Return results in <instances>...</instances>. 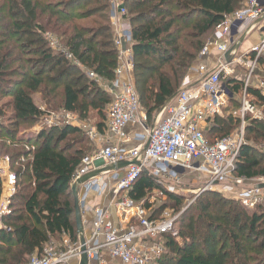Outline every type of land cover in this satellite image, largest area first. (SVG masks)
<instances>
[{
	"label": "trees",
	"instance_id": "trees-1",
	"mask_svg": "<svg viewBox=\"0 0 264 264\" xmlns=\"http://www.w3.org/2000/svg\"><path fill=\"white\" fill-rule=\"evenodd\" d=\"M124 1L133 44L132 83L152 122L178 94L216 25L241 10L246 0ZM85 2L92 6L72 12ZM107 10V0H0V154L9 158L17 177L11 213L4 218L10 230H0V264H27L46 244L61 245L64 235L78 242L71 183L87 155L88 138L72 125L25 131L42 118L33 100L39 94L48 108L58 102L61 110L83 120L97 112L96 127L103 133L102 113L113 98L87 72L103 82L115 79L118 51ZM46 32L60 39L63 51L49 48ZM261 66L264 57L257 61L256 83ZM245 81L240 73L224 81L230 93L227 107L206 121L204 136L212 144L239 132L241 119L234 112L243 98L260 109L263 117L244 118V143L234 162L233 176L251 182L264 178V98L256 87L245 88ZM20 158L24 163L17 167ZM153 192L162 193L169 204L151 207ZM127 195L144 202L154 217L182 202L147 173ZM194 210L175 221L176 236L160 237L164 254L153 264H264V205L248 209L230 194L206 193Z\"/></svg>",
	"mask_w": 264,
	"mask_h": 264
},
{
	"label": "built area",
	"instance_id": "built-area-1",
	"mask_svg": "<svg viewBox=\"0 0 264 264\" xmlns=\"http://www.w3.org/2000/svg\"><path fill=\"white\" fill-rule=\"evenodd\" d=\"M126 13L119 2L112 1L111 18L115 28L114 45L118 51V66L113 81H102L113 98L105 111L106 130L112 143L108 142L98 152L85 156L80 167L75 170L71 183L78 184L85 178L78 184V188L81 187L85 193H102L107 189L112 193L106 207L90 208L79 200L81 216L88 212H92L93 216L86 242L88 264H153L164 254L160 237L164 234L176 236V218L172 210H164L154 217L151 210L145 208L144 202H136L127 195L135 180L143 173L162 183L164 180H178L182 172L206 173L207 189L221 186L224 193L235 195L248 209L264 205V178L254 180L256 183L253 188L242 191H238L230 181L233 178L238 185L245 182L232 177L234 162L244 143L243 134L247 124L244 118L246 115L261 118L262 111L243 98L240 109L234 112V116L241 119L239 132L216 139L212 144L204 136L206 121L222 114L227 107L230 93L224 81L236 76L237 65H243L248 70L245 88L249 85L256 87L264 98V82L259 80L253 85L249 81L256 74L257 61L264 53V0H246L241 10L216 25L212 38L199 53V60L206 58L210 47L215 46L218 57L214 64L208 67L201 64L190 70L183 78L174 100L156 114L152 126H148L147 115L141 112L137 93L128 79L133 70V44L130 27L122 22ZM256 31L261 32L258 43L243 57H237L235 47L241 37ZM228 52L229 61L225 59ZM192 72L196 74L193 76ZM87 75L95 81L100 80L91 71ZM43 115L33 132L59 125L57 118H52L51 114ZM65 117L70 120L68 112ZM65 125L75 126L71 123ZM130 125L141 131L133 137L128 136L127 127ZM88 137L94 144L105 141L97 130L90 131ZM131 142H135L132 147L128 145ZM123 162L129 165L111 169ZM98 163H103L104 167L97 166ZM9 166V158L0 155V230L6 231L10 228L5 225L4 218L11 213V201L17 192V177ZM105 176L108 178L104 179ZM167 189L169 192L174 191ZM112 213L118 217L119 225L114 224ZM62 241L64 249H57L56 243L50 242L40 253H35L27 264H65L72 258H80V246L68 249L65 235Z\"/></svg>",
	"mask_w": 264,
	"mask_h": 264
},
{
	"label": "rangeland",
	"instance_id": "rangeland-1",
	"mask_svg": "<svg viewBox=\"0 0 264 264\" xmlns=\"http://www.w3.org/2000/svg\"><path fill=\"white\" fill-rule=\"evenodd\" d=\"M50 1H52V0H50ZM112 1L113 0H107V6H108L107 16L110 19V24L112 26V30H113V34H114V29L115 28L113 26V21H112V18H111V4H112ZM115 1L119 2L120 5L126 9L127 13L125 14V17L122 19V22H124L126 25L129 26V22H128L129 12H128V8H127V6L125 4V1L124 0H114V2ZM105 2H106V0H105ZM90 6H92V5H89L87 2H85L82 5H78L75 8H73L72 12H77L78 10H81V7H82V9H84L86 7L89 8ZM248 36H251V35H248ZM246 37L247 36L244 35V36L241 37V39H245ZM44 38H45V41L48 42L49 48L53 52L57 53L58 51H63V47H62V45L60 43V39L57 36H54L50 32H46ZM210 39L211 38H208L206 43ZM261 57H264V53L262 54ZM67 58H68V60L73 61V59L71 57H67ZM72 63L75 64L74 61ZM75 65L77 66V64H75ZM133 66H134V64H133ZM196 66H197V64L192 66L191 70H193ZM237 66L238 67L235 69L236 74H238V73L244 74V77L247 80V78H248V70H246V68L243 67V65H241V66L237 65ZM240 68L244 69L246 73H244V70H242ZM259 69H260V73L258 74L257 77L260 80H264V67L261 66ZM128 79L132 83L133 73L129 74V78ZM249 81H250L251 84H256V81L253 78H250ZM258 81L259 80H257V83H258ZM95 82L97 83V86L100 88V90L102 92H105V93L108 92L107 86L102 81L96 80ZM109 95L111 96L110 93H109ZM33 100H34L35 104L38 106V108H40L41 110H43V112H45L43 116H45L46 114H51L50 116H52V118L53 117L57 118L56 120L59 123L58 126L65 125L66 123L74 124L75 126H77L83 132V134H85L87 136L88 139H87V142L85 143L86 144L85 147H86V150H87V153H86L87 155L86 156H91L97 150L95 145H94V143H93V141H91V139H89V137H88V133L90 131L97 129L96 125L99 122V118L97 116V112L91 111L88 114V118L85 119V120L81 119L77 113H69L70 114V120H68L65 117L66 112L59 108L58 102H55V104H52L53 106H51V108H48L47 105L42 100L41 95L34 94L33 95ZM141 110H142L141 111L142 113H145L142 108H141ZM105 111H106V108L103 110V113H102L104 116H106V112ZM155 116L156 115H154V117L152 119V122L148 121V126H152L155 123V120H156ZM25 133L26 134H31V129H29V130L27 129V131H25ZM71 138H73V137H71ZM4 157H7V156H4ZM23 163H24V160L20 158L19 162L16 163L15 165L17 167H21ZM9 167L11 169V163H10ZM178 176H179L178 180H164L165 181L164 183H166L164 185L165 188L173 189L174 190L173 192L178 194L182 198L181 206H178V207L174 206L173 207L174 210H172L173 216L176 218V220L183 213H185V214L188 213L189 215L190 214H195L194 207H195V205H197L198 199L201 196H204L206 193H215V194L223 193L224 194V192L222 191L221 186L217 187V188H214V189H207L206 188V183H207V179H208L206 173H194L193 171H187L184 174L182 172ZM232 177H234V176L232 175ZM232 179L230 180L231 184L232 185L235 184V187L237 188L238 191H242V190H247L249 188H253L255 183H256L255 181H251V182H244L241 185H238V184L235 183V180L234 179L232 180ZM112 184H114V183H112ZM230 196H232V198L236 199L235 195H230ZM228 198H231V197H228ZM164 203L169 204V201L162 195V193L153 192L152 195L149 197V204L153 208L157 207V206H160V204H164ZM175 209H177V210H175ZM84 239H85V247H86V242L88 241L89 238L88 237H84ZM66 241L68 242V249L72 250V249H76L78 246L82 247L80 245V236H79L78 242L76 244L75 243L74 244L71 243L67 236H66ZM56 246H57V249H60V248L64 249L65 244L62 241L61 245H57L56 244ZM66 249H67V247H66ZM86 249H87V247H86ZM79 260H80V258H79ZM88 262L90 263L89 259L87 258V264H88ZM68 263H69V261H68Z\"/></svg>",
	"mask_w": 264,
	"mask_h": 264
},
{
	"label": "crops",
	"instance_id": "crops-1",
	"mask_svg": "<svg viewBox=\"0 0 264 264\" xmlns=\"http://www.w3.org/2000/svg\"><path fill=\"white\" fill-rule=\"evenodd\" d=\"M260 33L261 32H254L253 34H251V36H247L245 39H240L236 48V56L240 57V56H244L254 45H256L258 43V41L260 40ZM213 36V35H212ZM212 38V37H211ZM218 57V52L215 48V46H211L210 50H209V56H207L206 58L200 59L197 62V66L195 67V69L198 67V65L201 64H205L208 66H211L212 64H214L216 58ZM195 72H192L191 75H195ZM208 123L205 124V128L207 127ZM97 130V129H96ZM36 131L35 129H31V132ZM98 131V130H97ZM140 128L135 127V126H128L127 127V134L130 137H133V135L135 133L140 132ZM35 133V132H34ZM99 133V131H98ZM103 139H105V141H103L102 143H95V147H96V151L98 152L105 144H107L108 142L112 143V140L110 138V135L108 134L106 128L103 131V133H99ZM108 140V141H107ZM94 143V142H93ZM130 147L135 145V142H131L128 144ZM95 151V152H96ZM97 166H103V163H98ZM108 177L105 176L104 179H107ZM77 194H78V199L81 200L85 206H88L90 208H95V207H106L108 206L111 198H112V193L110 191V189L105 190L102 193H98V192H94V191H90L88 193H85V191L79 187L77 189ZM82 219V224H83V233L79 234V236H84V237H88L90 236V232H91V224H92V212H88L85 213L81 216ZM112 220L114 222V224L119 225V219L118 217L112 213ZM80 260L79 258H72L71 260H69V263H65V264H79ZM93 264V263H91Z\"/></svg>",
	"mask_w": 264,
	"mask_h": 264
},
{
	"label": "water",
	"instance_id": "water-1",
	"mask_svg": "<svg viewBox=\"0 0 264 264\" xmlns=\"http://www.w3.org/2000/svg\"><path fill=\"white\" fill-rule=\"evenodd\" d=\"M225 59L227 61L230 60V52H228L225 55ZM127 165H129L128 162H123V163L117 164L116 166H112L111 169H121V168H125ZM84 180H85V178H83L81 181H79L78 184L83 182ZM78 184L72 185L71 192H72V196L74 199L75 222H76L77 232L79 234H82L83 233V224H82L81 210H80L79 199H78V194H77ZM80 245L82 247H81V257H80V263L79 264H87L85 239L83 236L80 237Z\"/></svg>",
	"mask_w": 264,
	"mask_h": 264
}]
</instances>
